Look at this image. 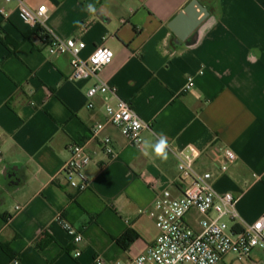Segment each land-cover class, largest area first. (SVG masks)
Returning <instances> with one entry per match:
<instances>
[{"label": "crops", "instance_id": "0c3cea01", "mask_svg": "<svg viewBox=\"0 0 264 264\" xmlns=\"http://www.w3.org/2000/svg\"><path fill=\"white\" fill-rule=\"evenodd\" d=\"M192 1L27 0L47 6L53 33L86 42L83 57L102 44L115 50L98 77L71 80L72 56L50 55L17 0H0V264H116L146 251L159 234L149 214L155 199L164 189L182 193L165 143L203 151L197 167L216 175L218 191L238 197L245 221L264 214V0H197L210 15L182 41L170 24ZM189 77L195 84L186 90ZM100 81L116 91L89 108L88 90ZM118 98L148 124L142 146L107 125L115 154L90 141V186L77 191L63 171L70 145L88 141L105 104ZM225 150L237 158L220 172ZM14 165L18 175H5ZM59 214L83 232L81 243ZM196 217L187 219L198 227ZM128 230L136 237L124 248L117 239ZM218 264H264V251Z\"/></svg>", "mask_w": 264, "mask_h": 264}, {"label": "built area", "instance_id": "2783aa9c", "mask_svg": "<svg viewBox=\"0 0 264 264\" xmlns=\"http://www.w3.org/2000/svg\"><path fill=\"white\" fill-rule=\"evenodd\" d=\"M17 2L20 18L33 29L43 30L42 37L50 55L72 56L71 80L98 77L100 71L114 59L115 50L105 44L97 46L89 56L83 57L82 53L87 46L85 41L62 37L48 28V10L45 4L33 8L27 0ZM194 84V78L189 77L185 89H190ZM110 91L114 92L116 89L110 88L104 81L92 85L88 90V107H94V97ZM110 124L119 128L129 143L142 146V132L148 128V124L131 103L122 98H118L115 104L106 103L105 119L93 125L90 139L70 145L71 156L64 164L63 171L68 176L70 187L77 191H85L90 186L86 173V167L92 162V154L88 149L90 141L98 142L108 155L115 154L111 137L103 134ZM165 144L176 157L183 183L182 193L175 196L170 189H164L157 196L149 211L159 231L155 242L127 263L116 264H218L227 255L247 260L257 249L264 251V214L253 222L245 221L237 209L238 197L230 191H218L215 187L216 175L210 170H200L197 167L203 151L192 144L181 148ZM236 158L234 151L225 150V161L220 164L219 171H227L228 163ZM192 211L197 213L198 227L187 219ZM57 220L75 243L84 240L83 232L64 216L59 214ZM80 254L77 251L76 255ZM97 264H103V259L98 258Z\"/></svg>", "mask_w": 264, "mask_h": 264}, {"label": "water", "instance_id": "95a60500", "mask_svg": "<svg viewBox=\"0 0 264 264\" xmlns=\"http://www.w3.org/2000/svg\"><path fill=\"white\" fill-rule=\"evenodd\" d=\"M209 15L210 11L207 7H205L199 1L193 0L182 12H180L173 19L172 23L170 24V27L176 33L177 37L183 41L189 34L194 32L195 29L209 17ZM189 16H193V21L189 24L188 28H182V23L185 22L189 18ZM9 169H12L14 171L12 175H18L17 173L19 172V166L14 165L10 168L5 167V175H8Z\"/></svg>", "mask_w": 264, "mask_h": 264}, {"label": "trees", "instance_id": "16d2710c", "mask_svg": "<svg viewBox=\"0 0 264 264\" xmlns=\"http://www.w3.org/2000/svg\"><path fill=\"white\" fill-rule=\"evenodd\" d=\"M42 33L43 30L41 28H36L34 29V34H36L37 36H39L40 38L43 39L42 37ZM5 41V40H4ZM133 237H136V235H134V231L133 230H128L126 233H124L121 237H119L117 239V241L124 247L127 248L128 243L133 241Z\"/></svg>", "mask_w": 264, "mask_h": 264}, {"label": "clouds", "instance_id": "9594fccd", "mask_svg": "<svg viewBox=\"0 0 264 264\" xmlns=\"http://www.w3.org/2000/svg\"><path fill=\"white\" fill-rule=\"evenodd\" d=\"M163 148H164V141L161 140V142L155 146V152L157 154H160L163 151Z\"/></svg>", "mask_w": 264, "mask_h": 264}, {"label": "rangeland", "instance_id": "374dc122", "mask_svg": "<svg viewBox=\"0 0 264 264\" xmlns=\"http://www.w3.org/2000/svg\"><path fill=\"white\" fill-rule=\"evenodd\" d=\"M181 264H193V263H191V262H184V263H181Z\"/></svg>", "mask_w": 264, "mask_h": 264}]
</instances>
